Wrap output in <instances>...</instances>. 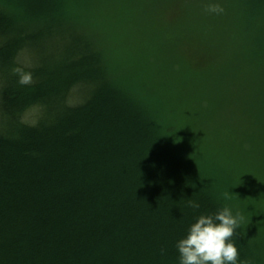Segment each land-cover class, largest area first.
Returning <instances> with one entry per match:
<instances>
[{"label":"trees","instance_id":"1","mask_svg":"<svg viewBox=\"0 0 264 264\" xmlns=\"http://www.w3.org/2000/svg\"><path fill=\"white\" fill-rule=\"evenodd\" d=\"M6 1L0 264H179L225 206L264 264V0Z\"/></svg>","mask_w":264,"mask_h":264},{"label":"clouds","instance_id":"2","mask_svg":"<svg viewBox=\"0 0 264 264\" xmlns=\"http://www.w3.org/2000/svg\"><path fill=\"white\" fill-rule=\"evenodd\" d=\"M207 11L219 15L224 9L219 4H212ZM13 71L21 86L33 83L31 72L20 67ZM224 198L230 199V194L225 193ZM188 207L196 210L200 205L189 200ZM241 219L238 212L234 214L227 206L214 214L196 217L187 234L176 243L179 264H240L239 252L232 238L240 227Z\"/></svg>","mask_w":264,"mask_h":264},{"label":"bare ground","instance_id":"3","mask_svg":"<svg viewBox=\"0 0 264 264\" xmlns=\"http://www.w3.org/2000/svg\"><path fill=\"white\" fill-rule=\"evenodd\" d=\"M8 4H6V5H10V6H13L14 8H16L17 6H16V1L15 0H7L6 1ZM7 8H8V6H7ZM12 8V7H11ZM8 12V11H7ZM47 14V13H46ZM8 15V14H7ZM5 16V17H8V16ZM48 17L49 18H52V19H54L55 21H56V23H59V22H63V20H59L58 19V17H57V15L53 12V11H51L49 14H48ZM68 25H69V23H68ZM70 28V29H69ZM69 29V32H71L74 28L73 27H70V26H68L67 27V30ZM3 71H6V70H3ZM34 116V115H33ZM166 141L167 142H169L170 141V139H169V137H167L166 138ZM167 145H169V144H167Z\"/></svg>","mask_w":264,"mask_h":264}]
</instances>
